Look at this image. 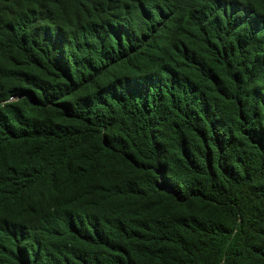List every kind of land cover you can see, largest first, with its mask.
<instances>
[{"label":"trees","instance_id":"16d2710c","mask_svg":"<svg viewBox=\"0 0 264 264\" xmlns=\"http://www.w3.org/2000/svg\"><path fill=\"white\" fill-rule=\"evenodd\" d=\"M0 264H264V0H0Z\"/></svg>","mask_w":264,"mask_h":264}]
</instances>
